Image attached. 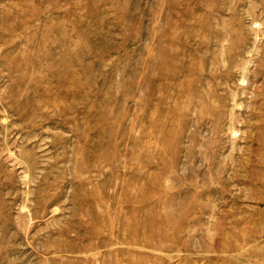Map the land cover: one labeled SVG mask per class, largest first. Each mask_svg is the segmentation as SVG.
Returning a JSON list of instances; mask_svg holds the SVG:
<instances>
[{
	"label": "rangeland",
	"instance_id": "374dc122",
	"mask_svg": "<svg viewBox=\"0 0 264 264\" xmlns=\"http://www.w3.org/2000/svg\"><path fill=\"white\" fill-rule=\"evenodd\" d=\"M0 264H264V0H0Z\"/></svg>",
	"mask_w": 264,
	"mask_h": 264
}]
</instances>
